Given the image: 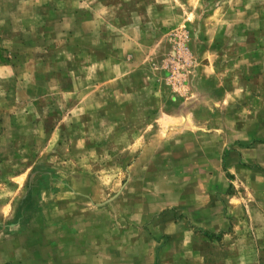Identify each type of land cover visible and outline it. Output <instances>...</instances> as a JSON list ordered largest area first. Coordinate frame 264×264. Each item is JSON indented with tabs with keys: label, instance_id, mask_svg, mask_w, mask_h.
<instances>
[{
	"label": "rangeland",
	"instance_id": "rangeland-1",
	"mask_svg": "<svg viewBox=\"0 0 264 264\" xmlns=\"http://www.w3.org/2000/svg\"><path fill=\"white\" fill-rule=\"evenodd\" d=\"M0 264H264V0H0Z\"/></svg>",
	"mask_w": 264,
	"mask_h": 264
}]
</instances>
